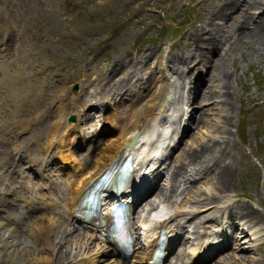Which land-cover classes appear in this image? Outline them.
I'll use <instances>...</instances> for the list:
<instances>
[{"label": "rangeland", "instance_id": "rangeland-1", "mask_svg": "<svg viewBox=\"0 0 264 264\" xmlns=\"http://www.w3.org/2000/svg\"><path fill=\"white\" fill-rule=\"evenodd\" d=\"M256 1L236 0L230 9L226 6V11H222L223 0H0V16L2 15L0 20L3 25H6L7 30L5 31L6 34L2 35V46L4 39L11 37L9 39L11 41H7L6 47H0V59L5 66L3 73L0 74V93H3V96H0V111L7 110L10 106V102H6L8 87L5 81L9 79L8 74L10 76L17 73L18 75L16 74L15 77L20 76L19 84L27 81L28 76L26 75H33L35 79L32 88H35L34 85L39 83L41 72L44 71L45 74L43 75L51 78L47 84L49 92L45 96L51 101L48 106L55 103L54 99H50V95L57 92V88H54L52 84L62 85L65 92L71 94L77 92L79 94L70 106L74 111V116L77 117L80 108L78 102L82 97V94L78 93V86L83 81V72L93 70L96 64L99 65V63L110 59L113 54L119 57L120 61L123 62L120 66L124 67V62L130 52L140 51V49L145 51L147 48L148 58L143 57L147 53L145 51L139 57L138 63L132 62V68L136 67L134 72L139 70L143 78L149 74L153 75L155 81L149 86L150 92L158 84L157 86L161 88L162 98L165 87L175 96L170 109H167V113L172 114L171 118L173 119L168 129L169 136L178 133L182 124L186 125L188 129L181 135V141L173 145L168 157L164 158L162 164L164 168L161 170L163 176L155 180V185L163 184V187H160L161 190L166 189L168 192L165 166L183 163L189 160L184 154L185 150L199 149V156L197 160L193 161V166L197 168L196 173L191 171L190 175L185 174L186 177H192L190 180L186 177V179L181 178V181L176 179L173 186L174 192L168 194V200L167 197H160L162 194L160 188H155L154 191H150L152 195L149 199L142 203L144 210L149 208L147 203L150 200H154L156 204L160 201L158 204L163 205L167 210L191 211L197 209V211L189 213L190 219L183 225L181 240L173 250L175 253L172 252L169 256L168 264H197L192 261L190 255L194 246L193 242L198 241L202 234L210 233L217 222V228H221V232L226 230L228 232L227 244L219 251L212 252L213 254L208 261L198 264H264V52H261L262 54L259 52L258 56H254L247 52L250 48L248 44H241V50L229 46L227 41V46L216 45L214 39L212 43H206L205 39L196 42L197 49L200 48L199 50L203 51L201 58L194 61L196 64L193 61H188L183 52L188 49L195 51L191 48L193 45L189 48L185 43V39H188L185 32L191 27L201 24L205 29L214 32V35L216 34L220 38L223 36L225 39L226 35L222 32L226 33L225 25L227 26L230 21L233 29H241V27L245 29V24L249 28L250 21L254 19V16L259 15L261 17L263 15L261 10L264 8V0L257 3ZM254 4L260 7L251 6ZM220 22L222 25L218 30ZM239 22L241 24L246 23L240 27ZM204 34L205 31L202 32V35ZM210 46L213 48H208ZM157 48L158 53L151 54V56L150 50ZM169 48L171 54L176 55L177 58L172 65L174 71L169 69L167 72L165 69V73L167 75L170 73L174 77L179 74L178 79L175 80L172 76L169 77V80L162 79V73L158 71L164 58L165 61L172 59L167 54ZM221 57L219 68L215 72L211 69L212 62L215 58ZM156 61L160 63L158 64ZM116 70L106 78L96 75L99 80H93L90 77L86 83V85L90 84L88 89L91 92L99 90L106 79L115 82L119 78L121 68ZM225 70L228 77L226 78L227 81L222 73ZM58 72L65 74L63 79L55 80L54 76ZM199 78H201L202 83L197 86V92L194 94L193 90L192 92L189 90V87L191 84L194 85L195 79ZM140 85V88L143 89L144 84ZM155 91L156 89L153 92ZM146 92L147 90H140V99L133 104L139 106L144 103L149 96ZM21 94L22 91L19 90L18 105L21 103L19 99ZM64 94L70 97L69 94ZM35 99L40 102L41 97L37 96ZM127 102L126 98L121 106L116 107L109 104L110 115L123 117L127 109L123 106ZM191 107H194L192 112L189 111ZM183 108L186 111L184 115L182 113ZM180 112V118L176 119ZM188 112L190 114H187ZM92 113H94L93 116L86 119L87 126L100 123L101 129L105 126L109 130L117 128V125L102 124L104 120L103 108L93 107L87 110V114ZM187 115L188 119L186 120ZM50 120L47 118L44 121L46 122L45 127L48 126ZM80 126L81 122L74 120L73 131L70 132V136L74 134L75 130H81L79 129ZM11 130H15L16 137L20 139L35 136L33 132L25 134L24 128L12 126ZM110 134L108 132L105 136ZM46 137L48 140L50 134ZM46 137L41 138V141L46 140ZM168 138L164 139L160 136V141H163L164 144ZM41 144L44 145L43 142ZM201 146L203 149L200 150ZM6 150L7 155H9L7 148ZM210 158H214L218 163L229 160L231 172L224 184L219 181L215 174H212L215 163H212ZM189 165L192 164L187 163L186 167ZM15 169L16 171L13 173L14 183L8 184L0 177V194L5 187L7 192H12L9 190V186L12 185L13 190L19 185L25 195L34 196V180L29 175L22 173L20 166L15 165ZM193 187L200 189V195L197 196L198 200L208 201L212 198L213 202L208 203L202 209L203 201L200 204L193 201L195 199L194 194L197 193L194 192ZM211 194L214 196L210 199L202 198ZM242 206L249 209L247 216H251L253 221H248L238 214L237 211ZM208 207L211 208L208 209ZM11 210L9 207L7 212L10 211V215L15 216ZM187 217H189L188 213ZM208 217L212 218L207 219ZM227 217L231 223H227ZM182 218H179L181 222L184 221L185 217ZM63 219L57 218L60 220V228L58 226L55 229L56 232L54 231L51 236L47 237L48 242L46 243L50 244V247H47L50 252L48 251L49 254H46L49 257V263L52 262L50 261L51 257L58 256L60 249L68 250L69 254L64 259L60 257L62 260L60 264H69L68 262L71 260L77 259L74 256L76 252L86 255L90 250L83 249L92 245L89 242L90 238L82 240L72 234L66 236L64 240L62 238L63 228L72 225L65 224ZM200 219L202 220L199 222ZM221 219L224 220L225 224L220 222ZM232 221L235 222V226L232 225ZM20 222L22 224V221H19L18 226L21 225ZM193 227L196 228V232L192 231ZM240 227L244 229L243 232H240ZM215 234L217 235V233ZM234 236L235 239H232ZM42 244H45V240ZM179 250L182 251L180 256L177 253ZM10 260L6 262L4 260V263L0 262V264H23V261ZM54 261L56 262V260Z\"/></svg>", "mask_w": 264, "mask_h": 264}, {"label": "bare ground", "instance_id": "bare-ground-1", "mask_svg": "<svg viewBox=\"0 0 264 264\" xmlns=\"http://www.w3.org/2000/svg\"><path fill=\"white\" fill-rule=\"evenodd\" d=\"M250 1H254V0H250ZM259 1L260 0H257L256 3ZM234 3H236V0H223V2L221 4L222 11H226V6L230 9ZM251 6L260 7L259 5L257 6L256 4L251 5ZM18 10L20 12V9H18ZM26 14H28V13H26ZM262 14L263 15L261 17H259L257 19H253L252 21H250L251 23L249 24V28L247 27V24H245L246 22H244L243 24H241L239 22L240 27L245 24V26H246L245 29H242V27H241V29H233V25L230 21V23L227 26L225 25L226 33L222 32L223 34L226 35V39L223 38V36H221L222 38H220L216 34L214 35V32L205 29V27H203L201 24L198 26L189 28L185 32V35L188 38L187 40L185 39V43H187L189 48L193 45V47H191V48H193L196 52L193 51L192 49H188V50L183 51L186 59L188 61L194 62L195 60L201 58V56L203 55V51L199 50L200 48L197 49L196 42L199 40H202V39L203 40L205 39L206 43H212V41L214 39L216 42V45L219 44L220 46L226 45V41H227L229 46L237 47L239 49H241V47H240L241 44H248L250 48H249V51H247V52L251 53L254 56H258L259 52L260 53L264 52V10L262 11ZM5 16H7V15H5ZM0 17H2V15ZM247 18H248V16H247ZM221 19H224V18H221ZM55 24H57V23H55ZM221 25H222V22L219 23L218 30H219V27ZM5 31H7L6 25H3V23L0 20V34H1L0 35V47H6L7 41H11V40H9L11 37L10 38L6 37L7 40H6V38L4 39V44L2 46V43H3L2 42L3 41L2 35L6 34ZM56 31L58 32V30H56ZM203 31H205L204 35H202ZM208 48H213V47L210 46ZM35 49H37V48H35ZM197 50H198V52H197ZM145 51H147V48L145 49ZM145 51H144V49H140V51L130 52L128 54V58L124 62V67L120 66V64L123 62L120 61L119 57H117V55L113 54L110 57V59H107L106 61L99 63V65L96 64L93 70L85 72V73L83 72L82 73L83 81L79 85V91H83L82 94L87 96L86 98H84V100H88L92 103L96 102L97 104L101 103L104 100H105L104 104H108V100H110L112 102V104H114V103L118 102L120 100V98H122V96H124V94H126L128 92L130 93L131 90L138 91V89H136V87H138L140 85V83L150 82L151 81L150 76H146L143 78L142 75L140 74V71L136 70L137 72H134V68H136V67L132 68V65H131L133 61L135 63H138V61L140 60L139 57H141ZM157 51H158V48L154 49V50H150L149 53L151 55V54H155ZM0 52H1V50H0ZM229 52H230V50H229ZM167 54H168V57L170 56V57H172V59H168V61H165L166 59H163L161 61V63L159 61H156L158 64L159 63L161 64V69L158 68V71H161L162 74H163V72H165V69H167V72H168V69L174 71L172 65L175 63L177 57H176V55L171 54L170 48L168 49ZM143 57L145 59L149 57L148 51L146 54L143 55ZM221 59H222V57L218 58V59L215 58L213 60L212 68H211V69H213V71H215V72L217 71V69L219 68L218 67L219 61ZM223 64H224V62H223ZM115 65H118V68H121L120 74L118 75L119 78L115 82H111L109 79H106L103 81L102 86L100 87L99 90L91 92L88 89V86L90 84L86 85L89 78L91 77L93 80L94 79L99 80V77L96 76V75H98L97 73L101 72V74L104 76L108 73L110 74V72L115 70ZM188 68H189V66H188ZM4 69H5V66L0 59V73H3ZM16 70H14V71H16ZM59 70H60V68H59ZM5 71L7 72V70H5ZM94 72H96V73L93 74ZM121 72H122V75H121ZM222 73L224 75L223 76L224 79L228 78L226 70L223 71ZM16 74L17 73L11 74L10 76H8L9 74L7 75V77L9 79L6 80L5 83L8 87L7 93H8V98L10 100V106L8 109V113L3 114L2 119L0 120V169L2 167V169L4 168V170H7V172H8L7 173L8 175L6 177L7 182H11V180H13L12 179L13 173H15V171H16L15 164L11 161V158H12L11 153L12 152H17L16 155L20 158L21 164L23 166H25V168H27L28 166H32L33 163L34 164L37 163V167L41 168V166H43L45 164V159H47L50 155V154L45 155V152L48 149L50 150L51 148L53 149V151L51 153L52 156L56 157L54 154H57L61 159L67 160L68 159V157H66L67 154L69 156L71 155V152L70 151L67 152V150L71 149L73 142L76 140L75 138H77V136H75L74 134L72 136L69 135L70 134L69 131H71V130H69L68 125H66L65 128L61 127L62 116L69 113L68 110H65V108L69 104L72 105L75 97H77V92H76L75 96L72 95L71 97H68L64 94V93H66V94H68V93L65 92V90L63 89V87L61 85L52 84V86H54V88H57V92L54 93L53 95H50V99H54L55 103L54 104L52 103V104H50V106H48L49 102H51V101H49L48 98L45 97L46 94L49 92L48 88H47L48 86H46L45 82H48V84H49L50 76H49L48 80L45 81L43 79L45 82L40 80L37 85H34L35 88H32L33 83H34V79H35V77L33 75H31V74L26 75V76H28L27 81H24L22 84H19L18 82L21 81L20 76L15 77ZM112 74H113V72H112ZM64 76H65V74L58 72L57 74H55L54 78H55V80H61L64 78ZM163 76L166 77L165 74ZM178 77H179V74H177L173 79H178ZM132 78H133V80H131ZM196 80L197 79H195L194 81L196 82ZM123 81H124V83H123ZM226 81H227V79H226ZM127 83H128V85H127ZM223 83H225V82H223ZM177 84H179V83H177ZM147 85H148V83H146L145 86H147ZM182 86H183V84H182ZM155 89H156V91L150 95V97L146 101L145 105L144 104H143V106L140 105L141 107L136 109L135 111L134 110L129 111L127 119H125V118L121 119V123H120L121 129L118 130V132L116 133L115 136H111L104 141H102L100 139L101 140L100 145L98 147H95V146L92 147V150H91L92 153L88 154V159L84 158L81 162V167H82L81 177L77 180L74 187H69L64 192V195H65L64 199L66 201L72 199L74 191H76L82 185V183H83L82 180L85 177L101 170L104 166H106V164L110 160L115 158L116 155L120 151L130 150L134 153L138 143H139V146H142L143 142L141 140L148 139L150 133H152V132H154L156 134V136H159V137L162 136L161 131L157 130L155 125L160 126L162 123H160L159 121H161L162 119H165V115L163 113L165 110V105L162 102H160V100L162 98L161 97V93H162L161 88L156 85ZM19 90L22 91V94L19 97L21 103L18 105L17 104V98L19 95ZM181 91H180V93H181ZM192 95H193V93H192ZM37 96L41 97L40 102H37V99H35ZM90 98H92V99H90ZM71 99H72V101H70ZM79 103H80V101L78 102V105H79ZM192 109L194 110V107H191L189 109V111L192 112ZM184 110L185 109H183V114L185 113ZM195 113H196V111H195ZM187 114H190V113L188 112ZM179 117H180V114L178 115V118ZM47 118H51L53 123H52V127L49 130V133L51 132L49 142H47L46 145L42 146L41 142H43V141H41L42 140L41 138L48 131L45 128L46 124H44V121ZM85 118L86 117L83 115L80 118V121L82 123H84ZM5 121H8V123H9V125L5 126L6 128L4 126H2V124ZM112 121H114V120H111V122ZM166 121H168L167 118H166ZM12 126H14L15 128H18V127L24 128L25 134L29 133V132H33L35 136H30V137H26L25 139H20V138L16 137L17 133L15 132V130H11ZM196 126H194V127H196ZM135 131L138 132L137 133L138 139H136L133 144L126 143L125 141L126 140L128 141L129 136ZM94 134L97 135V132H95ZM35 137H37V138H35ZM96 138L97 137H95V139ZM179 141H181V139H179ZM52 143H55V145L51 146ZM65 147H67V149H65ZM6 148L9 151V155H7ZM201 149H203L202 146L200 147V150ZM54 150H55V152H54ZM184 152H185L184 153L185 156H187L188 157L187 159H189V160H187L183 163H178V165H174V166L171 164V166L168 165V167H167L168 168V170L166 172L167 173V185H168V190H170V191L174 190L173 189V186L175 184L174 182L177 179L176 174H178L179 172H181V173L187 172L188 170H191L192 168H194L193 161L197 160V157L199 156V149H188L187 151L185 150ZM230 158H231V156H230ZM154 159H155V157L154 158L152 157L151 152H149V148H148V152L146 150L143 151V156H140L138 161L136 160V164L138 166V169L141 170L142 168H145V164L153 161ZM156 160H158V158H156ZM210 160L212 161V163L213 162L215 163L214 168L212 167L214 170L212 174H215L217 176V178L219 179V181L224 184L226 182L227 178L229 177L230 172H231V164L228 162L229 160L228 161L226 160V162H224V160H223L222 163L216 162L214 160V158L213 159L210 158ZM152 163H154V162H152ZM187 163L192 164V166L189 165V168H187L186 167ZM59 166L61 167V165H59ZM9 179H11V180H9ZM46 181H47L46 186L52 184L51 181H49V180H46ZM193 190H195L194 191L195 193L197 192L196 194H194L195 199L193 201H195V203L200 204L203 201V200L200 201L197 199L198 198L197 196L200 193V189L198 187H193ZM162 195H163V198H165L167 195L166 191H164L162 193ZM213 196L214 195L211 194L209 196H203L202 198L210 199ZM28 202H30V201H28ZM210 202H213L212 198L208 201L207 200L203 201V205L201 206V208L202 209L205 208V206ZM24 203H26V205H29V204H27V202H24ZM148 203H150V202H148ZM69 205H71V204H69ZM1 207L2 206L0 204V208ZM211 207H208V209H210ZM67 210L69 211V208H67ZM215 210H217V209L215 208ZM194 211H197V209L196 210L194 209L191 211H188V210L187 211H180V212L178 211V216H182V215H185L184 213H188L189 217H186L184 220L189 221L190 216H191L189 213H193ZM251 211H253V210H251ZM255 211H257V210H255ZM237 212L241 217L248 219V221H253L250 218L251 216L250 217L247 216L248 215L247 213L249 212L248 208L242 206L239 208V210ZM244 212H245V214H244ZM18 213H20V209H19ZM38 214H42V213H38ZM257 216H259V215H257ZM263 216L261 217L262 219H263ZM28 217H27L28 219L26 218L24 220L27 227L25 228V226H24V228H23L24 235L28 237V242H29L28 246H23L22 244H20L18 242V235L20 234V231H18L17 228L9 226L7 220L0 219V252H1L0 253V262L2 263L4 260L6 262L10 259H13L15 261H20V262L23 261V264H51L52 262H53L52 264H60L62 262L60 257H63V259H64V257H67L69 255L68 250L63 251L62 249H60V251L58 252V256L54 255L53 257H51L50 261H52V262L49 263L48 262L49 257L46 254H49L48 253L49 250L47 247L50 244H47L46 242H45V244L40 243L42 240H45V238L47 237L46 234L48 231L54 232L55 228H57L59 226L57 219L54 220L53 222L49 223L48 221L52 218V216H47V218H45V219H44V216L41 217V215L39 217H34V215H29ZM204 218H206V217H204ZM209 218H212V217H208L207 219H209ZM168 220L169 219L159 221L157 223V226L165 225ZM201 220L202 219H200L199 222ZM204 221H202V222H204ZM232 225H235V223L233 221H232ZM194 226H196V225H194ZM59 228H60V226H59ZM61 228H62V226H61ZM178 229H179V227H178ZM243 230H244L243 228H240V232H243ZM71 231H73V230H71ZM192 231L196 232L197 230H196V228L193 227ZM58 232H61V231H58ZM79 235L80 234L77 232H75L73 234V236H76V237H78ZM234 239H235V237H234ZM37 241H39V245H40L39 247L36 246ZM98 246H101V244L93 243L92 245L87 246L86 249H83V250H92L93 249V254H91L90 256L84 255L83 253H77L76 252L75 258H77V259L76 260L74 259L73 261L68 262V263L69 264H91V263L96 262L98 260L101 261V259H103V257L99 256V253L101 252V250L97 249ZM103 250H104L103 254L106 255V252H108V249L105 248ZM177 253H178V256H180L181 255L180 253H182V251L179 250ZM62 254H63V256H62ZM50 256H51V253H50ZM54 260H56V262ZM104 264H117V263L115 262L114 259H111L110 257H108V258L104 259Z\"/></svg>", "mask_w": 264, "mask_h": 264}, {"label": "water", "instance_id": "water-1", "mask_svg": "<svg viewBox=\"0 0 264 264\" xmlns=\"http://www.w3.org/2000/svg\"><path fill=\"white\" fill-rule=\"evenodd\" d=\"M70 119H73V116H72V115L70 116ZM135 136H136L135 134H133V135L131 136L129 143H131V142L134 141Z\"/></svg>", "mask_w": 264, "mask_h": 264}]
</instances>
